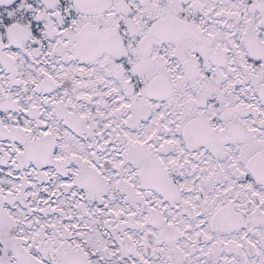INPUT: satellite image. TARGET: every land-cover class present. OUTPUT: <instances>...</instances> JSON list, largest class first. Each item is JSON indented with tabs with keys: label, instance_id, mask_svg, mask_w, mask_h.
I'll use <instances>...</instances> for the list:
<instances>
[{
	"label": "snow or ice",
	"instance_id": "1",
	"mask_svg": "<svg viewBox=\"0 0 264 264\" xmlns=\"http://www.w3.org/2000/svg\"><path fill=\"white\" fill-rule=\"evenodd\" d=\"M0 264H264V0H0Z\"/></svg>",
	"mask_w": 264,
	"mask_h": 264
}]
</instances>
